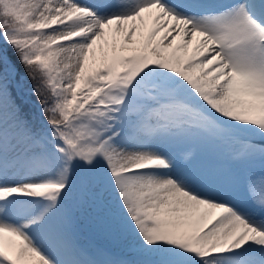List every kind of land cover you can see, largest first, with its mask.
I'll list each match as a JSON object with an SVG mask.
<instances>
[{"label": "snow or ice", "instance_id": "obj_1", "mask_svg": "<svg viewBox=\"0 0 264 264\" xmlns=\"http://www.w3.org/2000/svg\"><path fill=\"white\" fill-rule=\"evenodd\" d=\"M0 264H264V0H0Z\"/></svg>", "mask_w": 264, "mask_h": 264}]
</instances>
